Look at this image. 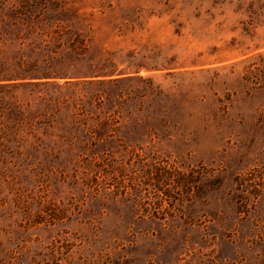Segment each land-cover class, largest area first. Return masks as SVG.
<instances>
[{
  "label": "rangeland",
  "instance_id": "obj_1",
  "mask_svg": "<svg viewBox=\"0 0 264 264\" xmlns=\"http://www.w3.org/2000/svg\"><path fill=\"white\" fill-rule=\"evenodd\" d=\"M74 51L140 65L163 136L93 159L0 116V264H264V0H0V73Z\"/></svg>",
  "mask_w": 264,
  "mask_h": 264
},
{
  "label": "trees",
  "instance_id": "obj_2",
  "mask_svg": "<svg viewBox=\"0 0 264 264\" xmlns=\"http://www.w3.org/2000/svg\"><path fill=\"white\" fill-rule=\"evenodd\" d=\"M73 53L70 63L78 65L74 73H65L64 69L27 75L15 70L0 73V116H6L14 126L13 133L5 135L15 138L18 129L27 125L29 132L32 127L42 126L41 132L51 136L43 126H52L56 117L67 118L70 132L65 139L79 148L78 155L93 159L137 154L143 145L163 136L158 127L149 123L146 113L150 105L158 103L162 91L151 77L138 74L140 65L129 63L120 68L110 57L86 51ZM260 57L259 62L248 65L247 79L255 70L264 73V57ZM53 59L65 62L62 57ZM57 78L66 80L59 83ZM145 103L147 107H143ZM33 137L37 139L36 135ZM59 137L63 139L64 135ZM247 182L246 175L235 177L241 193ZM238 198L237 209L242 212L243 198Z\"/></svg>",
  "mask_w": 264,
  "mask_h": 264
}]
</instances>
